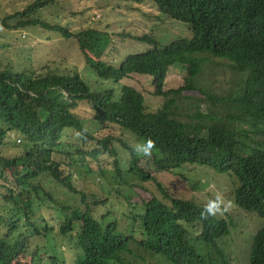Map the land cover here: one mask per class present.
Returning a JSON list of instances; mask_svg holds the SVG:
<instances>
[{
    "label": "trees",
    "instance_id": "obj_1",
    "mask_svg": "<svg viewBox=\"0 0 264 264\" xmlns=\"http://www.w3.org/2000/svg\"><path fill=\"white\" fill-rule=\"evenodd\" d=\"M61 1L34 0L0 16V29L40 27L75 39L98 83L93 86L78 68L0 69V147L12 131L23 143L14 156L0 150V264H21L24 259H29L27 264H69L57 256L63 237L72 244L73 264H140L146 254L165 255L169 241L186 239L190 225L211 221L210 216L201 217L204 204L193 196L169 193L141 163L143 153L133 151L134 145L115 134V128L141 143L152 139L158 169L174 172L185 164L205 165L219 178L213 186L233 187L223 192L233 195L234 205L263 219L249 259L264 264V0H151L164 18L187 24L194 42L164 43L146 29L124 32L149 47L111 62L104 59L113 41L106 28L73 31L42 18L44 8L58 7ZM225 62L231 67L232 76L225 81L229 88L211 92L198 83L208 71L223 74ZM174 67L185 73L183 84L168 88L166 79ZM133 74L148 76L155 94L164 97L157 111L148 110L142 91L122 82ZM82 103L91 107L94 131L79 113ZM108 128V133L101 131ZM67 130L81 142L75 153L64 152L73 163L68 165H87L90 171L98 167L105 177L110 174L111 184L128 185V192L136 176L157 182L163 198L152 194L133 201L129 193L124 195L131 206L126 215L130 225L134 222L132 233L111 217L108 195L100 199L94 191L78 189L75 166L65 168L56 158ZM109 142L117 143L120 153L118 148L111 151ZM107 152L113 167L105 173L99 159ZM64 195L76 196L79 202L73 204ZM137 234L144 235L138 239ZM199 256L196 253L197 260ZM173 257L179 264L195 258L184 247Z\"/></svg>",
    "mask_w": 264,
    "mask_h": 264
},
{
    "label": "rangeland",
    "instance_id": "obj_2",
    "mask_svg": "<svg viewBox=\"0 0 264 264\" xmlns=\"http://www.w3.org/2000/svg\"><path fill=\"white\" fill-rule=\"evenodd\" d=\"M33 1L0 0V16L21 10ZM41 16L43 19H47L52 23L63 24L73 31L91 26L106 28L113 33L112 46L104 56V59L110 62L114 59L120 60L124 58L129 52L146 51L149 47L146 43H140L131 37L123 36L122 34L124 32L136 33L146 29L154 33L152 35H155L158 40L162 39L164 43L174 42L183 45H191L195 39L194 35L189 31L187 24L174 19L164 18L163 15L159 14L156 4L151 0H145L141 4H137L134 0H62L58 7L44 8ZM224 64L222 70L225 71H222L223 74L212 75L211 71H208L203 78L198 79V83L211 92H216L215 89L218 91L221 88H229V84L225 85V81L232 76L230 73L231 67L229 63L226 64L225 62ZM45 66H49L51 70L58 72H66L78 68L81 75L91 82L93 86L98 85L96 78L90 73L91 70L86 65L75 39H65L54 31L40 27H31L24 30L0 29V69L12 68L16 71L38 72ZM184 75L185 73L180 67L172 68L166 79V87L177 88L183 84ZM122 82L134 85L146 95L148 110L157 111L162 107L164 97L155 94V87L148 76L133 74ZM187 94L200 96L196 91H188ZM78 108L86 124L94 131L96 128L93 127L94 114L92 113L91 107L88 104L82 103ZM101 128L98 127L99 130ZM101 131L108 133L111 130L108 128ZM66 134L67 136L63 138L64 143L58 148L62 153L58 154L56 158L65 164V168H73L75 166L76 174H74V183L78 189H84L87 192L94 191L100 199L108 195L109 203L106 208L112 211L111 217H115L121 227L126 229V232L132 233L135 230L134 222L130 225L132 220L126 215L130 214L131 206L126 202L124 195H128L129 193L133 201L150 198L152 194L163 198L162 192L158 189L157 182L152 179L143 181L141 176H136V180L134 181L135 185L128 192V185H123L119 181L111 184L107 179L110 178V174L105 177V174L98 167H95L94 171H90V166L87 165H68L70 160H68V155L64 152L69 151V153H75L79 148L78 145H81V142L76 133L67 130ZM115 134L119 135L125 141L129 140V143L133 145L141 143L129 133H122L117 128H115ZM21 140L19 133L12 131L6 137L5 144L0 147V150L4 151L8 156L17 155L21 152V148H23V143L20 142ZM108 146L114 153L119 150L117 143L109 142ZM99 160L101 162L100 167L103 168L105 173L112 169L113 158L108 152L102 153ZM141 163L148 171L154 173L157 181L161 182L169 193H184L186 197L193 196L197 202L202 204H206L210 199H214L216 194H219L221 197L220 210L225 211L220 212V214H223V216L227 215L225 217L230 219L233 224L232 230L235 240L233 242V248L231 249L233 250L232 259L234 262L231 264H250L249 246L251 238L247 236L249 232L254 233L262 227L263 219L256 212H247L234 205L233 195L231 196L228 191L232 190L233 187L223 184L221 188H216L215 185L213 186L215 180L220 182L219 178L217 176L215 177V172L209 170L208 168L210 167L205 165L185 164L181 168L174 169V172L162 171L154 164L152 154L147 156L142 154ZM79 166L80 168L77 169ZM226 186L229 189L227 188L228 190L223 192ZM59 192L61 191L59 190ZM53 194L56 195L54 192ZM65 196L70 198V202L73 204H75L74 200L79 202V198L76 196ZM165 201L169 202L166 199ZM58 220L52 221L53 224L57 225ZM54 232L58 234L59 230L55 229ZM254 235L255 233L252 236V240ZM55 240H62L64 242L59 249L56 248V250L61 252L57 256L64 259L67 263L73 264L75 253L72 249V244L68 242V238L63 237L61 240ZM39 242L42 244L43 240ZM51 244L53 246L57 242L53 244L51 241ZM52 246L51 251L53 250ZM28 262L29 259H24L21 264H27Z\"/></svg>",
    "mask_w": 264,
    "mask_h": 264
},
{
    "label": "clouds",
    "instance_id": "obj_3",
    "mask_svg": "<svg viewBox=\"0 0 264 264\" xmlns=\"http://www.w3.org/2000/svg\"><path fill=\"white\" fill-rule=\"evenodd\" d=\"M153 140L147 139L143 143H139L133 146V151L137 153H143L144 155H151V150L153 148ZM221 197L216 194L214 199H210L206 204H204L201 210V217L206 218L207 216L211 221L203 223H197L195 225H190L186 229V239H179L175 241H169L168 252L163 256L151 254H146V260L140 262V264H176L178 263L173 259V255L180 252L181 248H187L188 254L193 253L195 258L189 264H231L233 263V224L230 219H227L220 212H225L220 210ZM226 214H228L226 212ZM263 227V225H262ZM261 227V228H262ZM260 228V229H261ZM258 231H255V235ZM254 233L249 232L247 237L251 238V243L249 246L250 252L252 247V236ZM244 234V233H242ZM144 234L136 237L140 239ZM254 235V236H255ZM245 236V234H244ZM246 237V236H245ZM254 239V237H253ZM244 247V244H243ZM199 254V260L202 257V263L197 260L196 253ZM197 260V261H196ZM250 263V259H249ZM179 264V263H178ZM237 264V263H235ZM251 264V263H250Z\"/></svg>",
    "mask_w": 264,
    "mask_h": 264
}]
</instances>
